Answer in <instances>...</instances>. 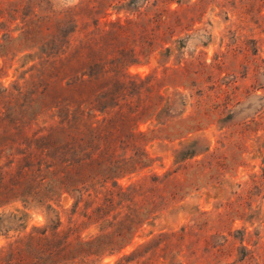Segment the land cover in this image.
I'll return each instance as SVG.
<instances>
[{"label":"rangeland","instance_id":"obj_1","mask_svg":"<svg viewBox=\"0 0 264 264\" xmlns=\"http://www.w3.org/2000/svg\"><path fill=\"white\" fill-rule=\"evenodd\" d=\"M0 264H264V0H0Z\"/></svg>","mask_w":264,"mask_h":264}]
</instances>
